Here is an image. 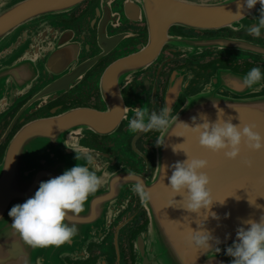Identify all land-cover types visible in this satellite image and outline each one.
Wrapping results in <instances>:
<instances>
[{
	"label": "water",
	"instance_id": "95a60500",
	"mask_svg": "<svg viewBox=\"0 0 264 264\" xmlns=\"http://www.w3.org/2000/svg\"><path fill=\"white\" fill-rule=\"evenodd\" d=\"M85 1L0 0V224L10 221V209L33 197L41 182L77 164L87 165L89 156L98 175L108 174L85 210L69 217L78 228L71 242L31 247L10 221L0 228V264L120 262L121 235L128 228L120 222L136 203L132 188L137 182L148 193V198L140 197L147 216L126 237L132 264H231L226 249L236 242L239 227H249L242 221L259 222L264 216V152L245 146L237 160H228L202 148L180 122L195 127L193 117L203 123V114L214 123L222 110L224 120L255 125L264 135V80L245 87L243 79L252 68L237 70L223 63L170 70L162 108L170 103L180 122L163 134V146L155 142L160 132L148 143L155 155L151 176L143 172L139 158L148 166L149 161L136 147L128 124L134 108H154L147 107L149 98L139 100L140 107L128 101L134 105L129 107L118 84L108 80L145 67L170 45L182 51L206 45L264 57V46L245 38L199 43L181 30L241 31L257 21L261 5L249 9L246 0H94L81 17L70 19ZM121 17L146 21V33L123 31ZM103 61L107 65L95 72L91 84L100 89L98 107L59 105L84 95L73 91L78 80ZM185 152L209 163L205 171L217 201L199 216L186 210L184 197L169 187L172 167L187 160ZM200 226L214 238L207 250L190 241L191 228L199 231Z\"/></svg>",
	"mask_w": 264,
	"mask_h": 264
},
{
	"label": "clouds",
	"instance_id": "9594fccd",
	"mask_svg": "<svg viewBox=\"0 0 264 264\" xmlns=\"http://www.w3.org/2000/svg\"><path fill=\"white\" fill-rule=\"evenodd\" d=\"M249 9L261 5L260 18L248 29L250 35L259 37L264 29V0H246ZM264 80V72L253 67L244 77L243 86H252ZM126 109V108H125ZM170 103L157 113L149 112L145 107L134 108V117L129 120L128 128L132 133L160 132L156 145L163 146L166 142L163 134L179 121L172 115ZM221 110L216 122H211L207 116L201 115L203 123H198L193 117L195 127L180 122L198 139L205 150L213 153H223L228 160H237L243 147L251 151L264 152V135H261L255 125L233 124L232 119L224 120ZM182 145V144H180ZM174 151L175 148H174ZM177 152V151H176ZM187 160L176 162L169 177V187L177 195L183 196L185 209L189 212L202 214V210H210L215 200L210 190L211 178L206 173L209 167L207 160L189 156ZM80 157L77 155V160ZM87 165L77 164L62 175L41 182L35 195L23 204L14 205L9 212L12 218V228L19 233L26 244L31 247L61 246L71 242L78 234V228L70 224L71 215L78 216L85 210L89 197L95 194L105 183L108 175H98L93 167L92 157H87ZM252 166L251 161H246ZM132 191L142 199L148 198L145 186L137 182ZM176 195V196H177ZM257 207H259L257 205ZM214 215V214H213ZM248 225L237 229V239L226 249V254L232 257L231 264H264V216L259 222L255 220L242 221ZM190 241L196 247L207 250L214 239L211 234L200 226L199 231L191 228ZM216 243L220 241L217 239ZM219 251V249H216Z\"/></svg>",
	"mask_w": 264,
	"mask_h": 264
},
{
	"label": "flooded vegetation",
	"instance_id": "af4514ba",
	"mask_svg": "<svg viewBox=\"0 0 264 264\" xmlns=\"http://www.w3.org/2000/svg\"><path fill=\"white\" fill-rule=\"evenodd\" d=\"M92 1L94 0H86L80 6L75 8V10L69 15L70 19L74 20L81 17L87 11L88 5ZM260 13L261 9L258 13L257 20L260 18ZM120 19L123 31L132 34H142L146 33L147 31L148 24L144 20L132 21L131 19L134 20V17H131V19L121 17ZM255 23H257V21ZM255 23L253 22L248 24L249 26L241 31L231 30L229 28L209 30L197 28H182L181 30L185 35L190 38L196 39L199 43H201L200 40L207 41L208 39L218 40L230 38H245L246 40L254 41L264 46V29H262L261 35L259 37L249 34V27ZM167 47V49H163L162 53H160L155 60H151V62L145 65V67L141 66L135 71H130L129 73H127L128 75H125L121 78L117 76L116 78H110L108 80L109 85L118 84L121 96L125 99V104L127 103V105H129L132 104V102L128 103V101H134L136 106L140 107L141 103L139 100L149 98L147 101H150V105H148L147 107L154 108V111L159 113L163 106V88L165 84V75L170 70L176 67L185 66L187 64H196L201 68L206 69L217 63H223L225 65L235 66V69L237 70L258 67L262 72H264V57L262 56L246 55L243 53H237L235 55V53L231 54L230 52L228 53L227 51H223L221 49H219V52L218 49L206 45L202 47L197 46L188 49V51L178 50L173 45ZM169 48H171L172 50H170ZM106 65L107 63L103 61L96 66H92L93 68L91 69V71L85 73V75L78 80L73 91L78 93H85L84 95H81L78 99L70 100V102L68 100L66 102L60 100L59 105L82 108L98 107L96 93L100 92V89L92 86L91 84L96 80L95 72ZM109 65L110 64H108V66ZM126 70L130 69L126 68ZM126 80L127 82H125ZM156 132L157 131H150L147 133L134 134V139H136L137 143L136 147L138 148V150H142V153L149 161L148 166L147 163L139 158V161L142 163L145 176H151L155 169V155L152 147L148 143ZM6 142L7 140H5L4 144ZM148 168L150 169L149 173ZM146 216V210L141 206L140 196L137 194L136 203L132 208L126 210V213L123 215L122 221L120 222V224L126 223L124 229L126 227L128 228L121 235L122 254L120 257V262H117L116 260L115 264H132L131 257L129 256V252L126 249V237L130 232L136 230L145 223ZM116 230L117 229L114 226L113 231L116 232Z\"/></svg>",
	"mask_w": 264,
	"mask_h": 264
},
{
	"label": "rangeland",
	"instance_id": "374dc122",
	"mask_svg": "<svg viewBox=\"0 0 264 264\" xmlns=\"http://www.w3.org/2000/svg\"><path fill=\"white\" fill-rule=\"evenodd\" d=\"M141 46V45H140ZM139 47V46H138ZM129 107H133V104H129ZM134 112H132L130 115H129V118L132 119L134 117ZM10 221H12V218L10 219ZM8 221V222H10ZM8 222L7 220H5L2 224H0V228L5 226V225H8Z\"/></svg>",
	"mask_w": 264,
	"mask_h": 264
}]
</instances>
